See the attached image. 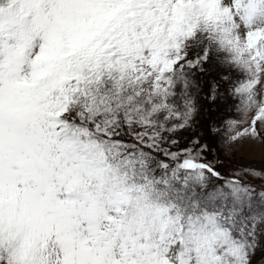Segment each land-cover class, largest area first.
<instances>
[{"label": "snow or ice", "instance_id": "snow-or-ice-1", "mask_svg": "<svg viewBox=\"0 0 264 264\" xmlns=\"http://www.w3.org/2000/svg\"><path fill=\"white\" fill-rule=\"evenodd\" d=\"M264 0H0V264H264Z\"/></svg>", "mask_w": 264, "mask_h": 264}, {"label": "rangeland", "instance_id": "rangeland-1", "mask_svg": "<svg viewBox=\"0 0 264 264\" xmlns=\"http://www.w3.org/2000/svg\"><path fill=\"white\" fill-rule=\"evenodd\" d=\"M264 155V152H262L260 146H256L254 150L253 157L244 156L242 159L238 160L239 165H249L259 167L261 163V156Z\"/></svg>", "mask_w": 264, "mask_h": 264}]
</instances>
